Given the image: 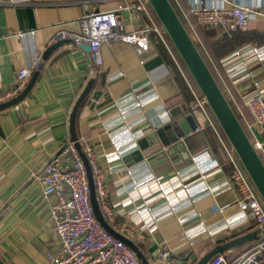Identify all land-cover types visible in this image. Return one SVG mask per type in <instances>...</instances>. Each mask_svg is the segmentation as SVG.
Returning <instances> with one entry per match:
<instances>
[{"label": "crops", "instance_id": "0c3cea01", "mask_svg": "<svg viewBox=\"0 0 264 264\" xmlns=\"http://www.w3.org/2000/svg\"><path fill=\"white\" fill-rule=\"evenodd\" d=\"M129 1L0 0V91L15 86L17 72L22 66L35 69L41 53L56 36L82 34L81 20L84 15L112 10ZM172 1L192 38L203 47L208 66L227 100L242 119L244 130L262 140L264 135L253 124L251 113L241 102L240 92L251 90L253 82H262L264 85V70L252 63V75L234 85L224 73V68L236 60L221 63L219 58L238 47L246 52L252 45L264 44V0H255L261 15L254 14L245 30L252 34V39L217 57L208 52L205 37H202L200 27L190 14L194 0ZM229 1L224 3L225 7L232 3H249L250 0ZM207 2L213 3V0ZM123 18L126 30L133 28L139 21L136 12L131 10L125 11ZM218 32L227 34L220 30ZM100 53L103 63L96 66L89 52L81 48L79 43L59 47L46 59L37 81L23 101L0 111L2 264H42L45 251H56L58 248V238L51 228L53 221L48 199L43 198L39 186L31 182L29 171H40L48 160L58 155L61 146L70 136L71 108L92 78L96 82L94 89L102 90L96 104L107 102V98L110 100L93 109L85 102L79 109L76 129L79 140L91 146L103 166L107 199L115 211L116 222L138 230L139 225H135L136 218L132 215V210L138 204L145 202L151 211L165 208L164 200L152 194L155 191L153 187L144 188L142 195L137 198L130 196V176L124 170L126 166L122 157L112 152L106 131L117 133L118 139L128 147V133L120 122L119 107L130 110L129 113L133 115L130 129L143 132L141 137H149L154 126L159 125L166 109L188 107L189 98L180 85L169 57L159 50L157 52L154 47L140 51L135 46L110 40L102 43ZM262 65L264 67V62ZM136 99L143 102L141 109L134 105ZM170 116L165 117L164 122L167 123ZM197 121L204 123L203 117L198 114ZM189 140L185 147L190 158L186 161L174 164L165 162L154 168L139 162L130 167L135 177L153 174L171 180L172 184L195 172L209 174L205 182H196L193 186L196 213L185 221L177 219L178 213L185 217L191 207L189 200L184 199L177 211L158 218L152 228L141 230L142 236L136 244L150 264H155V254L163 241L170 244L175 262L195 264L215 244L257 228L251 221L250 224L244 222L235 204L234 189L221 186L226 171L215 168L218 158L211 149L214 137L209 131L194 130ZM131 149L134 147H129ZM262 160L264 162V152ZM204 184L212 187V192L208 193ZM201 220L203 226L198 224ZM208 229L212 230V235H208ZM190 252L192 254L186 261L175 259L183 258Z\"/></svg>", "mask_w": 264, "mask_h": 264}, {"label": "built area", "instance_id": "2783aa9c", "mask_svg": "<svg viewBox=\"0 0 264 264\" xmlns=\"http://www.w3.org/2000/svg\"><path fill=\"white\" fill-rule=\"evenodd\" d=\"M206 0H194L190 8V14L196 22L206 28L220 30L224 33L230 31H245L249 27V21L255 14L261 15L257 10L255 0L249 3H232L224 6L229 0H213V3H205ZM135 11L138 16V23L133 28L126 30V23L123 18L125 11ZM264 15V14H262ZM82 34L70 35L77 40V43L89 45V55L94 65H101L100 48L103 42L116 40L124 44L135 46L140 51H148L154 47L165 53L172 60L176 74L179 77L180 85L187 94L189 100L187 108L203 117L204 123H197L196 131H209L214 137L211 149L217 154V170L226 171V178L221 183L222 187L233 188L236 193L235 204L246 224L253 222L259 228L257 238L252 240L251 246L227 261L222 254H216L206 264H264V204L257 189L251 183L250 178L241 166L235 150L229 145L213 113L209 110L202 93L194 85L190 76L175 55L170 39L167 37L164 28L150 8L146 0H130L129 3L120 4L112 10L95 11L84 15L81 20ZM235 59L236 62L224 68V73L231 82L236 85L252 75L251 64H258V69L264 70V44L252 45L243 52L242 48H235L219 58L221 63ZM224 65V64H223ZM34 67L22 66L17 72V82L12 88H4L0 91V103L11 99L22 91L28 82V78ZM240 99L243 106L251 113L253 124L264 135V85L262 82H253L251 90L240 92ZM134 105L141 109L143 102L135 100ZM171 109H166L164 116L159 120L162 125L165 117L170 116ZM130 110L119 107L120 122L128 133V147L118 139L115 132L106 131L107 138L112 152L123 157L129 153V147H136L137 140L143 132L132 131V114ZM161 118V117H160ZM247 132V131H246ZM250 137L253 147L260 154L264 152V138L262 140ZM81 142V141H80ZM82 151L86 153L91 171L93 173L94 189H96L97 201L105 220L116 232L121 233L134 243L142 236L143 229H149L158 218L165 214H171L178 210V205L184 199L189 200L190 208L185 214L178 213L177 219L185 221L186 218L197 212L194 185L208 177V173L195 172L192 176L179 179L177 183H170L171 180L163 179L153 174L142 177H135L130 167H125L126 173L130 176L128 193L132 198L142 195L144 188L153 187L155 196L162 198L165 202L164 209L150 210L145 202L138 204L132 210L135 216V225L138 230L130 229L115 220V211L110 207L105 188V171L102 164L93 152L91 146L81 142ZM132 167V166H131ZM29 179L36 183L43 198L48 199V209L52 218L51 228L58 238L56 251H45L42 264H141L134 251L121 239H116L95 219L93 208L90 205L88 180L83 160L69 136L61 149L53 159L48 160L40 171L30 170ZM205 190L210 193L212 187L204 184ZM187 216V217H186ZM198 224L203 226V221ZM212 235V230H207ZM155 264H188L186 262H175L171 256V246L163 241L155 254Z\"/></svg>", "mask_w": 264, "mask_h": 264}, {"label": "water", "instance_id": "95a60500", "mask_svg": "<svg viewBox=\"0 0 264 264\" xmlns=\"http://www.w3.org/2000/svg\"><path fill=\"white\" fill-rule=\"evenodd\" d=\"M146 1H148L156 19L159 20L164 28L167 37L172 42L188 74L192 76L199 92L204 96L206 104L213 113L220 130H222L229 145L235 150L241 166L244 168L253 186L257 189L264 204V162L260 154L253 147L249 135L246 130H244L229 100H227L225 94L222 92L215 75H213L204 57L200 54L193 38H191L182 19H180L176 12L172 1ZM84 8L87 10V4H85ZM65 44L75 45L78 43L74 38L64 36L63 34L56 36L41 53L36 68L33 70L22 91L11 97V99L0 103V111L15 106L23 101L24 97L37 81L46 59L56 49ZM80 46L85 51L89 52L90 49L87 43H80ZM95 83V79L93 78L87 82L86 86L79 93V97L72 106L69 114V134L72 141H74L76 150L83 160L88 180L90 205L93 208L95 219L102 227L110 232L116 239H121L128 245L134 251L141 264H150L140 246L109 226L98 205L96 189H94L93 173L86 153L82 151L81 142L76 132L79 109L85 102H88L90 109H93L110 100L107 98V102L96 104L97 100L102 95V90L94 89ZM104 96H106V94ZM170 113V120L167 123L154 126L151 136L139 138L137 140V146L122 157V161L126 167L144 162L150 168H154L165 162L174 164L175 162L186 161L190 158L185 146L190 142L189 135L197 126L198 121L196 115L190 112L187 107L183 106L173 108ZM258 232L259 228H255L249 233H244L223 243L215 244L211 249L206 251L195 264H206L207 261L216 254H222L237 245L251 243L252 240L257 238ZM191 254L192 252L188 253L183 258L175 257V259L186 261ZM0 264H2L1 261Z\"/></svg>", "mask_w": 264, "mask_h": 264}, {"label": "trees", "instance_id": "16d2710c", "mask_svg": "<svg viewBox=\"0 0 264 264\" xmlns=\"http://www.w3.org/2000/svg\"><path fill=\"white\" fill-rule=\"evenodd\" d=\"M169 1H172V0H169ZM172 4H173L176 12L178 13L180 19H182L173 1H172ZM182 21L184 23L183 19H182ZM194 21H195V24L198 27H200V32L202 33V37H205L206 47H207L208 52L214 57H217V55L226 52L228 49L235 48V47H238V46L244 44L247 40L252 39V37H253L252 34L250 32H248V31H230V32H227V34H220L218 32V30L212 29V28H209V27L208 28L202 27L196 22L195 19H194ZM184 25H185L188 33L190 34V31L188 30L187 25L185 23H184ZM190 36H191V34H190ZM191 38H192V36H191ZM193 40H194V42H195L196 46L198 47V50H199V52L201 54V50L199 48L198 42L194 38H193ZM171 44H172V42H171ZM172 47H173L175 55L179 58L181 65L183 66V68L185 69L186 73L188 74V72H187V70H186L181 58L178 56L173 44H172ZM170 61L172 62V60H170ZM205 61H206V59H205ZM206 63H207V61H206ZM172 65L175 68L173 62H172ZM207 65H208V63H207ZM189 76L192 79L194 85L196 86L192 76L191 75H189ZM196 88H197V86H196ZM231 106H232V104H231ZM232 108L234 110L233 106H232ZM235 112H236V115H237L240 123L242 124V126L244 128V124H243L242 119L240 118L238 112L237 111H235ZM218 127H219V125H218ZM76 132H77V129H76ZM249 244H251V243H249ZM249 244L244 243V244H241V245H237V246L233 247L231 250L224 252L223 255H224L225 259L227 261H231L234 257L239 255L243 251L247 250L249 248Z\"/></svg>", "mask_w": 264, "mask_h": 264}, {"label": "rangeland", "instance_id": "374dc122", "mask_svg": "<svg viewBox=\"0 0 264 264\" xmlns=\"http://www.w3.org/2000/svg\"><path fill=\"white\" fill-rule=\"evenodd\" d=\"M199 48H200V50H201V54H202V56H204V58L206 59L205 52H204L203 47H201V44H199ZM206 61H208V60L206 59ZM208 62H209V61H208ZM263 128H264V126H263Z\"/></svg>", "mask_w": 264, "mask_h": 264}]
</instances>
